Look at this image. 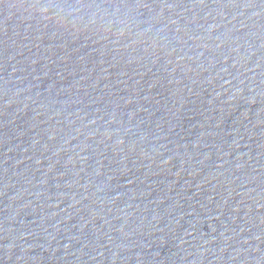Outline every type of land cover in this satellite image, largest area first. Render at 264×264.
<instances>
[{"label":"water","instance_id":"obj_1","mask_svg":"<svg viewBox=\"0 0 264 264\" xmlns=\"http://www.w3.org/2000/svg\"><path fill=\"white\" fill-rule=\"evenodd\" d=\"M0 264H264V0H0Z\"/></svg>","mask_w":264,"mask_h":264},{"label":"snow or ice","instance_id":"obj_2","mask_svg":"<svg viewBox=\"0 0 264 264\" xmlns=\"http://www.w3.org/2000/svg\"><path fill=\"white\" fill-rule=\"evenodd\" d=\"M201 3H203V0H201ZM169 7H171V5H169Z\"/></svg>","mask_w":264,"mask_h":264}]
</instances>
